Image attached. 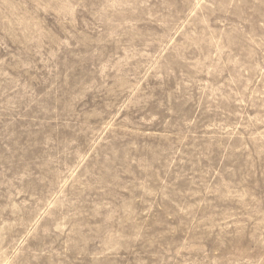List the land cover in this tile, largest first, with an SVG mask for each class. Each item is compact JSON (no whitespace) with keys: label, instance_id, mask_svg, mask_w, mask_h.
Masks as SVG:
<instances>
[{"label":"rangeland","instance_id":"1","mask_svg":"<svg viewBox=\"0 0 264 264\" xmlns=\"http://www.w3.org/2000/svg\"><path fill=\"white\" fill-rule=\"evenodd\" d=\"M0 264H264V0H0Z\"/></svg>","mask_w":264,"mask_h":264}]
</instances>
